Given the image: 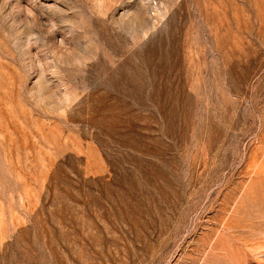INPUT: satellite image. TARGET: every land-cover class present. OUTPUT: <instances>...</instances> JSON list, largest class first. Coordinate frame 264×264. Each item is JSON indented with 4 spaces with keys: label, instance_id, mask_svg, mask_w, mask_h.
<instances>
[{
    "label": "rangeland",
    "instance_id": "rangeland-1",
    "mask_svg": "<svg viewBox=\"0 0 264 264\" xmlns=\"http://www.w3.org/2000/svg\"><path fill=\"white\" fill-rule=\"evenodd\" d=\"M0 264H264V0H0Z\"/></svg>",
    "mask_w": 264,
    "mask_h": 264
}]
</instances>
